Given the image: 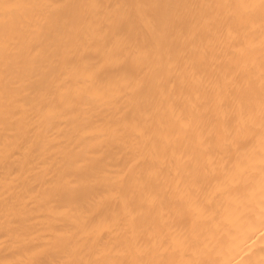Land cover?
Wrapping results in <instances>:
<instances>
[{
	"label": "bare ground",
	"instance_id": "1",
	"mask_svg": "<svg viewBox=\"0 0 264 264\" xmlns=\"http://www.w3.org/2000/svg\"><path fill=\"white\" fill-rule=\"evenodd\" d=\"M0 264H264V0H0Z\"/></svg>",
	"mask_w": 264,
	"mask_h": 264
}]
</instances>
